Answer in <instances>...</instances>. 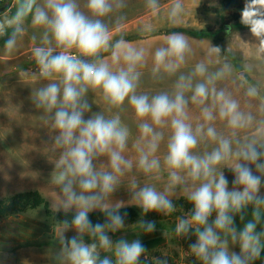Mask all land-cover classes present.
<instances>
[{"label":"clouds","instance_id":"9594fccd","mask_svg":"<svg viewBox=\"0 0 264 264\" xmlns=\"http://www.w3.org/2000/svg\"><path fill=\"white\" fill-rule=\"evenodd\" d=\"M146 6L153 12L159 10L158 0H147ZM123 7V0H86L83 8L79 0H14L0 13V37H7L3 45L7 53L17 50L29 26L44 33L42 42L31 50L40 81L31 99L43 113L40 120L56 133L52 151L59 155L54 160L52 183L59 188V195L52 193V209L65 216L73 213L54 226L58 264H169L166 255L150 257L139 238L120 236L114 240L112 236L125 230L127 213L121 215L124 202H113L111 197L133 167V161L125 156L130 131L116 114L125 101L138 120H150L156 126L167 123L170 129L161 160L156 153L162 133L154 132L149 123L139 125L148 142L140 150L136 167L146 177L165 174L160 186L157 182L139 186L135 180L130 184V202L141 210L136 224L140 231H156L155 221L143 219L147 214L169 217L180 211L172 235L195 237L189 253L199 264H255L264 252V136L244 140L218 137L216 130L208 127L206 135L216 141V147L196 155L197 134L203 125L194 133L187 122L186 91H192L194 103L203 104L211 97L232 137L249 128L254 117L223 89L209 87L212 78L193 85L191 77L181 76L174 96L137 94V67L145 61V50L126 47L122 36L113 43L114 29L104 22ZM182 11L181 0H175L170 16L178 18ZM240 22L259 41L258 51L264 53V0H245ZM190 50L183 32H170L165 44L152 54L153 72L177 71ZM210 51L219 54L221 48L213 46ZM109 52L111 64L101 57ZM205 71L203 63L195 65V74L203 76ZM89 91L97 93L112 114L92 111L86 99ZM257 94L254 86L245 93L249 98ZM202 115L205 121L215 119L209 108L203 109ZM101 158L107 163L98 167L96 161ZM224 166L233 173L231 188ZM179 186H184L183 197L192 206L186 213L178 209L171 195ZM97 210L105 217L103 223L89 218ZM69 230L75 232L70 238L66 236ZM233 246L239 251L232 250Z\"/></svg>","mask_w":264,"mask_h":264},{"label":"rangeland","instance_id":"374dc122","mask_svg":"<svg viewBox=\"0 0 264 264\" xmlns=\"http://www.w3.org/2000/svg\"><path fill=\"white\" fill-rule=\"evenodd\" d=\"M171 0H158L159 6L163 5L164 2ZM190 3V11L188 12L192 21V25H199L202 28H207L209 33H204L203 36L206 40H199L194 46L199 52L198 56L205 58L211 62L205 65V74L203 76L195 74L192 72V83L195 85L200 82H207L209 78H212V83L209 87L214 86L217 91L223 89L226 94H230L231 97L244 96L247 89L254 86L257 89L258 94L264 92V82L257 80L258 77L262 76L264 78V63L259 61L257 58L251 64L247 66L245 53L248 43L254 44V52L258 51L259 41L251 34L248 27L244 26L241 22L226 23L224 21V12L222 10L221 0H187ZM86 0H79L81 7H84ZM186 2V0H185ZM200 2L203 4V9H200ZM147 0H126L125 7L117 9L115 12H120V14H126L127 19L138 16L142 13L150 11L146 6ZM125 11V12H124ZM186 16V12L184 13ZM183 12L180 14L179 18L182 19ZM223 18V21H222ZM105 23H107V18H105ZM108 24V23H107ZM221 26V36L216 29ZM229 28L231 29L229 31ZM212 31H216L213 33ZM217 36L216 39L211 38ZM7 37H0V42L5 41ZM217 46H221V49L227 48V50L232 51V60L235 61V66L232 65L227 59L226 54L221 52L219 54L212 53L210 49L213 47V43ZM249 45V46H250ZM229 51V52H230ZM231 54V52H230ZM87 59V58H85ZM214 61V62H212ZM237 63V64H236ZM217 73H223L219 78L216 77ZM4 74L5 76L1 75ZM147 78L157 79L158 85H151L148 82L146 91L141 90L144 88L143 80L139 77L137 94H147L150 98L151 96L159 93H168L169 89H172V84L176 83H162L160 79L162 76L151 75ZM154 83V82H153ZM40 85L38 70L33 61L31 54L24 57L14 68L7 66H0V91H13L9 97H5L2 101L5 102L4 105L1 104L0 108V140H7L14 143L17 149H22V145L27 139L31 141L32 152L28 156L22 153H17L15 155H8L5 159L0 160V173H34L40 176L41 186L45 189L46 193L44 196L49 201L50 207L52 208L53 195L56 193L59 195V188L52 183V174L55 170L54 160L58 158L59 153L52 151L53 140L52 137L56 134L48 126L44 125L40 120L43 114L40 110H37L32 102L31 96L33 90ZM174 88V89H175ZM238 93V94H237ZM242 93V94H241ZM192 97V91H191ZM88 102L92 105V111L99 112L105 111L103 108H107V105L102 101L97 93L89 91L86 96ZM238 99V98H237ZM240 100V98H239ZM213 99L209 97L207 101L203 104L194 103L191 99V104L186 107L187 122L191 124L194 133L196 132L197 126L203 125V131L198 133V145L194 150L196 155H203L210 152L214 147H216V141L208 138L206 135V130L208 127H213L218 137H226L232 139L244 140L248 137H252L256 132L252 127L254 125L264 127V111H262V106L260 104L254 105L253 112H251L254 117L252 125L240 132H237L235 137H232V130L227 127L225 121L220 120L218 113L213 107ZM130 107L128 102L125 101L122 109ZM209 108L213 110V116L215 117L212 121H205L202 115V110ZM242 108V107H241ZM246 111V107L242 108ZM257 110V112H256ZM248 113V112H247ZM107 114V113H106ZM89 114H86L87 118ZM110 115V114H109ZM121 116H128L123 114ZM149 123L151 122H142ZM133 122L124 123L130 131L129 136V147L126 149L125 156L127 159L133 161L132 169L124 177L120 187L115 193H113L111 199L113 202L122 201L124 202V207L135 206L131 201V190L130 184L132 180H135L137 185L142 186L145 183H158V186L164 183V173L155 176H144L143 173L139 171L136 167V161L141 149H145L148 138L141 135L139 125ZM154 132L162 133L163 139L160 144V148L156 155L161 158L166 152V141L170 135V129L167 123L163 126L151 125ZM264 131V130H263ZM36 141V142H35ZM37 141L43 143L46 141V146L43 148L41 145V151H37V146H35ZM105 158H101L96 161L97 166L101 164H106ZM224 175H229L232 173L231 169L227 166L222 168ZM44 182V183H43ZM183 187L179 186L171 190V195L173 202L176 203L181 195L179 191H182ZM180 194V195H179ZM183 197V195H182ZM177 205V204H176ZM178 207V206H177ZM180 209V208H178ZM43 211V208H42ZM95 212H98L95 211ZM176 213H180L177 211ZM175 213L172 216L166 217L162 214L156 213L151 218L144 219L145 221H159L167 225L170 237V243L164 249L157 251V257L167 256L169 264H199L196 259L189 253V245L194 243L195 240L193 236L191 238H176L172 235V229L174 227ZM137 220L133 223H138ZM132 224L129 221H125V227ZM59 248V247H58ZM56 253H51V255H46L48 258V264H53L51 257ZM0 264H16L11 259L1 258ZM22 264V263H19Z\"/></svg>","mask_w":264,"mask_h":264},{"label":"crops","instance_id":"0c3cea01","mask_svg":"<svg viewBox=\"0 0 264 264\" xmlns=\"http://www.w3.org/2000/svg\"><path fill=\"white\" fill-rule=\"evenodd\" d=\"M123 3L126 4V0H123ZM175 3V0L164 2L163 5L159 6V10L157 12L148 11L142 13L133 18L127 19L126 14H120V12H114L112 16L107 17V25L110 28L114 29L113 32V43L115 40L120 39L121 36L127 42L126 47H132L136 49H144L145 50V61L137 67V72L140 74L139 77L143 80L144 88L141 90H148L147 84L150 82L151 85L158 82L157 79L147 78L151 75H159L163 78L160 79L162 83H176L181 76L191 77L192 72L195 71V65L198 63H203L204 66L207 65L209 60L198 56L199 52L194 47L199 40H206V37L203 36L204 33H209L207 28H202V26L192 25V21L189 15L190 3L186 0H181L183 6V17L182 19L173 18L170 16L171 7ZM203 4L200 2V9H203ZM223 10V4H222ZM125 12V11H124ZM186 12V16L185 13ZM224 12V10H223ZM121 17L123 19H121ZM223 21V18H222ZM224 21H225V13H224ZM151 29L150 31L148 29ZM183 32L189 40L190 44V52L186 54L185 62L180 66V68L173 72L169 73L163 69L158 72H153V60L152 54L155 49L163 46L167 39V36L170 32ZM219 32L218 37L221 36V26L216 29ZM216 31H212L215 33ZM43 30L32 28L29 26L28 33L24 37V39L19 43L18 48L13 53H7L4 50V41L0 42V66H7L14 68L15 65L20 63L21 60L24 59L25 56L31 54V50L33 46L39 45L43 39ZM35 37L33 41L32 37ZM216 35L211 37L214 40L217 37ZM213 43V42H212ZM248 43L245 53V59L247 66L251 64L256 58L264 63V53L257 51L254 52L255 48L250 46ZM213 46H217L213 43ZM259 46V44H258ZM219 47H221L219 45ZM222 48V47H221ZM221 49V54H226V59L235 66V61L232 60V51ZM101 57L111 64V54L110 52L107 54L102 53ZM214 62V61H212ZM237 64V63H236ZM122 65H113V68L120 67ZM5 76L4 74L1 75ZM257 80L260 82H264V78L262 76L258 77ZM154 82V83H153ZM172 87L175 88V85L172 84ZM169 89L168 94L170 96H174L177 91V87L174 89ZM12 94H15L13 91H0V108L1 104L4 105L5 102L2 100L5 97H9ZM238 94V93H237ZM242 94V93H241ZM236 99L241 107H246V111L248 113L253 112L254 105L260 104L264 107V92L257 94L255 98H249L246 95L244 96H236L233 97ZM238 98V99H237ZM240 98V100H239ZM185 100L187 101L186 107H189L191 104V90L185 92ZM107 114H112L108 108H103ZM257 112V110H256ZM120 116L123 123L133 122L135 124H139L144 122H148L150 120H138L131 107H127L124 109L118 110L116 113ZM126 114L128 116H121ZM151 122V121H150ZM256 132L252 137L264 136V127H260L254 125L252 127ZM248 137V138H252ZM247 138V139H248ZM36 142V141H35ZM35 144L37 146V151H41L40 146L43 148L46 146V141ZM22 149H17L10 140H0V160L5 159L8 155H15L17 153H22L23 155L27 154L28 156L32 152V146L30 139H27L25 143L21 146ZM226 178L229 181V187H232L233 173H229L226 175ZM44 183V182H43ZM182 191H179V198L184 194V186ZM38 190L43 195L46 193L45 189L41 186L40 176L34 173H0V199L6 196H10L16 193L26 192ZM261 194L264 195V187L261 188ZM250 212V209H249ZM156 222V231L153 233H144L140 231L137 223H132L125 227V230L120 233L112 234L113 239H118L120 236H125L129 239L139 238L146 249L148 250L150 257H157L155 254L157 251L164 249L170 243L169 231L167 225L161 223L159 221ZM239 224V221H238ZM54 223L52 220L48 219L42 211L41 208L36 210H30L28 212L22 213L20 215L11 216L8 218L0 219V259L7 258L11 259L14 263L19 264H48L47 256L51 255V253H56L59 251V243L55 238L54 234ZM164 232L168 233L166 237ZM75 235L73 230H69L66 233L67 237H72ZM194 240L195 237L193 236ZM87 239V238H86ZM232 250L239 251L238 246H233ZM53 254V255H56ZM51 257L53 264H58L56 260V256ZM143 259V258H142ZM255 264H264V252L261 254V259L255 261Z\"/></svg>","mask_w":264,"mask_h":264},{"label":"trees","instance_id":"16d2710c","mask_svg":"<svg viewBox=\"0 0 264 264\" xmlns=\"http://www.w3.org/2000/svg\"><path fill=\"white\" fill-rule=\"evenodd\" d=\"M223 4V10L225 13L226 23L240 22L241 11L245 5V0H221ZM15 9H13V12ZM178 208L182 209L183 212H188L191 209V204H189L184 197H180L176 202ZM43 208L46 217L52 220L54 223H58L61 220L68 218L70 219L73 215L72 212L68 213L67 216L60 212H54L50 207L49 201L46 197L38 190L26 191L21 193H16L10 196H6L0 199V219L8 218L11 216L20 215L22 213L28 212L30 210H36ZM127 213L125 221L131 223L141 219V210L136 206L122 207L120 209V214L124 215ZM156 213H149L143 217V219L151 218ZM176 216L181 215L180 213H175ZM93 223L105 221V217L102 213L93 212L90 213L89 217ZM143 261V259H142Z\"/></svg>","mask_w":264,"mask_h":264},{"label":"built area","instance_id":"2783aa9c","mask_svg":"<svg viewBox=\"0 0 264 264\" xmlns=\"http://www.w3.org/2000/svg\"><path fill=\"white\" fill-rule=\"evenodd\" d=\"M12 3H14V0H0V7L6 6L7 8L8 6H11Z\"/></svg>","mask_w":264,"mask_h":264},{"label":"water","instance_id":"95a60500","mask_svg":"<svg viewBox=\"0 0 264 264\" xmlns=\"http://www.w3.org/2000/svg\"><path fill=\"white\" fill-rule=\"evenodd\" d=\"M5 9H6V6L0 7V13H3L5 11ZM181 238H184V237H181Z\"/></svg>","mask_w":264,"mask_h":264}]
</instances>
